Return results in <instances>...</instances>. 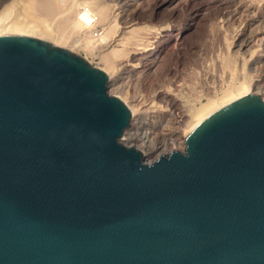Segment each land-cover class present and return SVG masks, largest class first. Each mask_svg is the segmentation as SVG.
I'll return each mask as SVG.
<instances>
[{"label": "water", "instance_id": "obj_1", "mask_svg": "<svg viewBox=\"0 0 264 264\" xmlns=\"http://www.w3.org/2000/svg\"><path fill=\"white\" fill-rule=\"evenodd\" d=\"M108 81L67 48L0 35V264H264V98L146 162Z\"/></svg>", "mask_w": 264, "mask_h": 264}, {"label": "rangeland", "instance_id": "obj_2", "mask_svg": "<svg viewBox=\"0 0 264 264\" xmlns=\"http://www.w3.org/2000/svg\"><path fill=\"white\" fill-rule=\"evenodd\" d=\"M11 1L12 0H5L0 6V10L4 7V5L9 4ZM109 1L110 0H103V2L109 5V8L111 7L112 11H110L113 23L118 27V29H116L117 27H115V33L111 37L110 41H98L92 49L87 46V43L84 40L75 42V39L78 38L79 34L76 32L73 33L65 26L63 27V31L65 30L67 41L61 42L62 44H60V42L54 43L55 41L50 38L46 39L45 37L37 36L36 38H40L52 44L67 48L84 57L93 65L102 68L103 70H105V72H107L108 75L110 74L109 76L118 78V80L122 79L120 82L116 80V82H112L113 84L108 83V91L112 95H121L120 97L123 96L125 100L123 98L122 99L124 101L127 100L126 103H136V105L138 104L137 107L139 108V110H137L136 112V117L144 116L147 118V124L144 125L145 127H150V125L162 123V120L165 118L166 114L170 112L168 111V109L170 108L169 96L173 98L176 96L175 98L177 99V101L181 102V104L179 103V110L186 111L188 110V108L195 109L196 107L200 106L201 103H205L209 97L219 95L223 91L222 88L226 89V87L231 85L233 81L240 82L239 80L242 77V79H251L254 77V79H251L252 82H255L256 79H261L264 81V70L262 72V69H264V56L260 55V53L264 54V45L261 44L262 40H260V46L262 45V48L259 46V38L263 39L264 37V0ZM124 1H129V3L125 5L123 4L125 3ZM71 3L72 0H61V5H64L61 8V11H66ZM252 7H254V9ZM235 8H240V12L239 9H237L238 11L235 12V14L233 11L231 13L227 11ZM256 8H258V11ZM260 8L261 10H259ZM248 12H251L250 15ZM228 14L230 15V17ZM52 20H54V18H52ZM58 21L53 22L55 23V26L58 25ZM260 29L261 31L263 29V31L260 32ZM231 30H235L237 34L235 32H231ZM226 31L230 34V36ZM247 31H249L250 33L252 31L253 33L249 34V32ZM134 32L137 36L132 35ZM254 32L257 33L255 34ZM258 32H260L262 36H259L260 33ZM221 33L224 34L222 35ZM225 33L228 34L229 40L227 38L228 36L225 35ZM245 34L249 36L252 35L253 37L251 38H255L254 40L256 41H253L255 43L258 42L256 44H258V46L260 47L259 48L257 45H253L255 43L252 42L253 49L251 50H253L254 53H252L251 51V56H248V53H244V50H242L243 48L237 51L238 43H236L235 45V41L239 42L238 39ZM223 36H225L226 38L224 37L223 39ZM257 36H259V38ZM233 38L235 41L233 40ZM225 40L228 41L226 42ZM141 44H144L143 47ZM235 48L237 52H231L233 50L235 51ZM114 49H118L119 52L113 53ZM158 49H163V53H160V63L158 62L157 64L160 65H156V71L150 72L152 71H149L150 60L152 58L150 57L149 60L145 59L147 62L145 60L143 61L144 55L154 56V53L156 54V51H158ZM255 50H258L257 53L255 52ZM239 52L240 54H243H241V56H237L240 55L237 54ZM223 54L225 56H223ZM255 55L256 57H254ZM225 61L229 63L224 64ZM258 61L260 64L258 63ZM261 61L263 66H261ZM254 65H256V67L257 65L260 66L257 67V70H253L252 66ZM245 74L247 77L245 76ZM167 87L169 88V90L166 89ZM263 92L264 90L259 92V95L261 97L264 96ZM179 118H181V121L183 122H174V130H180L184 128L186 125L185 123H187V120L189 121L190 119V117L188 116H185L184 118L183 116H181ZM173 127L168 125L167 128L169 130H172ZM127 134H125L124 132L122 136L123 140L121 141H124L123 143L125 144L126 140V145L132 144V146L137 147L144 154L143 148L139 147L138 143L130 139L129 133ZM179 137L182 140V136L179 135ZM159 138L160 136H158L155 140ZM182 142H176L173 148L169 145L167 150H165V152L163 153H169L174 149L184 150L185 144L183 145ZM145 161L149 162V159H145Z\"/></svg>", "mask_w": 264, "mask_h": 264}, {"label": "bare ground", "instance_id": "obj_3", "mask_svg": "<svg viewBox=\"0 0 264 264\" xmlns=\"http://www.w3.org/2000/svg\"><path fill=\"white\" fill-rule=\"evenodd\" d=\"M5 0H0V6L3 4ZM9 1V0H8ZM111 1V0H110ZM109 1V2H110ZM131 1V0H130ZM257 1V0H256ZM123 2V0H122ZM125 5L129 3V1H124ZM248 2V1H247ZM252 2V1H251ZM262 2V1H261ZM259 2V3H261ZM9 3V2H8ZM116 4V3H115ZM215 4V3H214ZM250 4V3H249ZM210 5V4H209ZM264 5V4H263ZM262 5V6H263ZM64 5H61V0H12L9 4L4 5L3 8L0 10V35L3 34H20V35H28V36H34V37H45L46 39L50 38L53 41L65 42L67 41L65 30L63 31V27H67L69 30H71L73 33L76 32L79 34L78 38L75 39V42H79L80 40H84L87 43V46L89 48H92L95 46V44L99 42H107L110 41L111 37L115 33V27H117L113 23L112 15H111V7L109 8V5L107 3L103 2V0H72L71 5L67 8L66 11H61V8ZM120 6V5H119ZM145 6V5H144ZM155 6V5H154ZM129 7V6H128ZM207 7V6H206ZM225 7V6H224ZM244 7V6H243ZM247 7V6H246ZM147 8V7H146ZM228 8V7H227ZM254 9V7H252ZM262 8V7H261ZM261 8L259 10H261ZM126 9V8H125ZM217 9V8H216ZM240 8H235L231 10H227L228 12H237ZM258 11V8H256ZM76 10V11H75ZM111 10V11H110ZM219 10V9H218ZM244 10V9H243ZM246 10V9H245ZM197 11V10H196ZM216 11V10H215ZM222 11V10H221ZM249 11V10H248ZM252 11V10H251ZM245 12V11H244ZM254 12V11H253ZM126 13V12H125ZM243 13V12H242ZM241 13V14H242ZM247 13V12H246ZM249 13V12H248ZM251 13V12H250ZM249 13V15H250ZM122 14V13H121ZM128 14V13H127ZM125 14V15H127ZM139 14V13H138ZM137 14V15H138ZM223 14V13H222ZM221 14V15H222ZM202 15V14H201ZM220 15V16H221ZM229 15V14H228ZM247 15V14H246ZM258 15V14H257ZM155 16V15H154ZM224 16V15H223ZM256 16V15H255ZM159 17V16H158ZM230 17V15H229ZM238 17V16H237ZM241 17V16H240ZM247 17V16H246ZM262 17V16H261ZM54 18V20H52ZM245 18V17H244ZM255 18V17H254ZM261 19V18H259ZM52 20V21H51ZM59 20V21H58ZM228 20V19H227ZM54 21H58V25L55 26L53 23ZM264 21V20H263ZM191 22V21H190ZM226 22V21H225ZM251 22V21H250ZM257 22V18H256ZM260 22V21H259ZM125 23V22H124ZM262 23V22H261ZM117 24V23H116ZM121 24V23H120ZM136 25V24H135ZM236 25V24H235ZM234 25V26H235ZM258 25V24H257ZM119 26V25H118ZM237 26V25H236ZM166 27V26H163ZM191 27V26H190ZM256 27V26H255ZM254 27V28H255ZM120 28V27H119ZM226 28V27H225ZM229 28V27H228ZM227 28V31H228ZM231 28V27H230ZM235 28V27H234ZM118 29V27L116 28ZM224 29V28H223ZM252 29V28H251ZM259 29V28H258ZM238 30V29H237ZM243 30V29H242ZM245 30V29H244ZM154 31V30H153ZM196 31V30H195ZM226 31V32H227ZM241 31V30H240ZM246 31V30H245ZM258 31V30H256ZM260 32L261 29L259 30ZM117 32V31H116ZM184 32V31H183ZM223 32V30H222ZM230 32V29H229ZM231 32H235V30H231ZM242 32V31H241ZM249 32V31H247ZM258 32V33H260ZM152 33V32H151ZM154 33V32H153ZM188 33V32H187ZM228 33V32H227ZM236 33V32H235ZM251 33H253L251 31ZM249 32V34H251ZM255 33V32H254ZM257 33V32H256ZM255 33V34H256ZM181 34V33H180ZM222 34V33H221ZM224 34V33H223ZM222 34V35H223ZM229 34V33H228ZM228 34L225 33V35L228 36ZM237 34V33H236ZM135 35V32L132 34ZM156 35V34H154ZM220 35V34H219ZM233 35V34H232ZM231 35V37H232ZM239 35V32H238ZM242 35L238 40L237 51L238 50H244V53H248V56L253 52L252 48V42L256 41L252 39V35ZM259 35V34H257ZM184 36V35H183ZM186 36V35H185ZM230 36V34H229ZM229 36L227 37L229 40ZM236 36V35H235ZM249 36V37H248ZM259 36H262L261 33ZM259 36H257L259 38ZM146 37V36H145ZM221 37V36H220ZM225 36L222 38L224 39ZM230 37V38H231ZM256 37V35H255ZM128 38V37H127ZM226 38V37H225ZM184 39V38H183ZM222 40V39H221ZM228 40H225L226 42ZM254 40V41H253ZM260 40H262V43L264 45V37L259 38V46H260ZM147 41V40H146ZM151 41V40H150ZM258 41V40H257ZM124 42V41H123ZM142 42V41H141ZM143 43V42H142ZM255 43V42H254ZM258 43V42H256ZM253 44L257 45L258 44ZM152 44V43H151ZM233 44V41H232ZM245 44V45H244ZM140 45V44H139ZM142 47L144 44H141ZM146 45V44H145ZM165 45V44H164ZM117 46V45H116ZM138 46V45H137ZM258 46V47H259ZM262 46V45H261ZM260 46V47H261ZM126 47V46H125ZM146 47V46H145ZM144 47V48H145ZM152 47V46H151ZM166 47V46H165ZM225 47V46H224ZM223 47V48H224ZM235 47V46H233ZM254 47V46H253ZM257 47V48H258ZM259 47V48H260ZM264 47V46H263ZM147 48V47H146ZM162 48V47H161ZM168 48V47H167ZM166 48V49H167ZM232 48V47H231ZM230 48V49H231ZM245 48V49H244ZM256 48V47H255ZM262 48V47H261ZM119 49V48H118ZM114 49L113 53H118L119 50ZM157 49V48H156ZM165 49V48H164ZM229 49V48H228ZM225 50V49H224ZM264 50V48H263ZM134 51V50H133ZM141 51V50H140ZM151 51V50H150ZM163 49H158L156 51L157 53H154V56H145L143 58V61L145 59H148L151 57L150 60V72L156 71V65L159 62L160 53ZM236 48L235 51L231 52H237ZM252 51V53H251ZM258 51V50H257ZM255 50V52L257 53ZM260 51V50H259ZM222 52V51H221ZM262 52V51H261ZM260 53V52H259ZM258 53V54H259ZM145 54V53H144ZM231 54V53H230ZM236 54V53H235ZM237 54H240L237 53ZM243 54V53H241ZM237 55V56H241ZM106 55V54H105ZM131 55V54H130ZM143 55V54H142ZM162 55V54H161ZM250 55V56H251ZM260 55L264 56L263 53H260ZM259 55V56H260ZM163 56V55H162ZM222 56V55H221ZM223 56H225L223 54ZM227 56V54H226ZM132 57V56H131ZM130 57V58H131ZM134 57V56H133ZM137 57V56H136ZM165 57V56H164ZM256 57V55L254 56ZM135 58V57H134ZM141 58V57H140ZM139 58V59H140ZM244 58V57H243ZM242 58V59H243ZM247 58V57H246ZM249 58V57H248ZM258 58V56H257ZM142 59V58H141ZM223 59V58H222ZM253 59V57H252ZM260 59V58H259ZM262 59V58H261ZM264 59V57H263ZM129 60V59H128ZM134 60V59H133ZM132 60V61H133ZM136 60V59H135ZM138 60V59H137ZM244 60V59H243ZM249 60V59H248ZM257 60V59H255ZM130 61V60H129ZM146 61V60H145ZM245 61V60H244ZM142 62V61H141ZM147 62V61H146ZM160 63V62H159ZM229 62L225 61L224 64H227ZM232 63V62H231ZM235 63V62H234ZM256 63V62H255ZM259 63V61H258ZM264 63V62H263ZM137 64V63H136ZM141 64V63H140ZM149 64V63H147ZM245 64V63H244ZM260 64V63H259ZM262 64V61H261ZM132 65V64H131ZM144 65V62H143ZM160 65V64H159ZM157 65V66H159ZM119 66V65H118ZM260 65H257V67ZM263 66V64L261 65ZM148 67V66H146ZM161 67V66H160ZM201 67V66H200ZM226 67V66H225ZM224 67V68H225ZM251 67V66H250ZM253 70H257L256 65L252 66ZM251 67V68H252ZM264 67V66H263ZM141 68V67H140ZM260 69V68H259ZM264 69H262L263 72ZM203 71V70H202ZM259 71V70H258ZM198 72V71H197ZM254 72V71H253ZM252 72V73H253ZM109 73V72H108ZM256 73V72H254ZM264 73V72H263ZM257 74V73H256ZM110 75V74H109ZM253 75V74H252ZM255 75V74H254ZM262 75V74H261ZM246 76V74H245ZM257 76V75H256ZM260 76V75H259ZM119 77V76H118ZM247 77V76H246ZM263 77V76H262ZM185 78V77H184ZM241 78V77H240ZM243 78V77H242ZM241 78V79H242ZM257 78V77H256ZM255 78V79H256ZM260 78V77H259ZM200 79V78H199ZM238 81H233L231 85L226 87V89L222 88V92L219 95H214L212 97H209L208 100L205 103H201L200 106L196 107L195 109H189L186 111L179 110V103L177 99L174 97L167 98L169 99V105L170 108L168 111H170L168 114H166L165 118L162 120L161 124H153L150 125V127H145L144 125L147 124V118L144 116L136 117V112L139 110L136 103L130 104L127 103L131 113V123L130 125L125 129V134L129 133L130 139L138 143L139 147H142L144 150V157L146 160L149 159V162L151 160H155L158 158L161 154H165V150H167L168 146L170 145L172 148L176 142L185 144V138L186 136L193 130V128L199 124L204 118H206L208 115L213 113L214 111L218 110L222 106L230 103L232 100H234L237 97H240L246 93L250 94H260L262 90H264V81L261 79H256L255 82H252L251 79H242ZM121 81L118 80V78H113V76H109L108 83L111 84L113 81L116 82ZM184 81V80H183ZM254 81V80H253ZM123 83V82H122ZM196 83V82H195ZM113 84V83H112ZM116 84V83H115ZM167 84V83H166ZM229 84V83H228ZM116 86V85H115ZM110 89V87H109ZM165 89V88H164ZM166 89L169 90L167 87ZM172 90V89H170ZM174 91V90H173ZM167 93V92H165ZM164 93V94H165ZM176 93V92H175ZM264 93V92H263ZM124 94V93H123ZM122 94V95H123ZM170 94V93H169ZM174 95V94H173ZM172 95V96H173ZM121 96V95H120ZM125 96V95H124ZM182 96V95H181ZM183 97V96H182ZM185 97V96H184ZM264 97V96H263ZM123 98V96L121 97ZM124 99V98H123ZM125 100V99H124ZM129 101V100H128ZM133 101V100H132ZM180 101V100H179ZM127 102V100L125 101ZM185 105V104H184ZM182 106V105H181ZM143 107V106H142ZM151 107V106H150ZM193 107V106H192ZM141 108V107H140ZM156 108V107H155ZM164 109V108H163ZM162 109V110H163ZM182 109V108H181ZM141 110V109H140ZM160 110V109H159ZM161 112V111H160ZM142 115V114H141ZM163 116V117H164ZM183 116V118L186 116L190 117L189 121L187 120V123H185V127L180 130H174V122H179L182 119L179 118ZM157 119V118H156ZM188 119V118H187ZM176 120V121H175ZM156 121V120H155ZM183 122V121H181ZM149 123V122H148ZM157 123V122H156ZM180 123V122H179ZM168 125L172 126L173 129L169 130L167 127ZM181 125V124H180ZM167 126V127H165ZM176 126V125H175ZM128 135V134H127ZM180 136H182V140L180 139ZM158 136H160L159 139L155 140ZM123 140V138L121 139ZM124 142V141H123ZM127 143V141L125 140ZM125 143V144H126ZM132 145V144H130Z\"/></svg>", "mask_w": 264, "mask_h": 264}, {"label": "built area", "instance_id": "obj_4", "mask_svg": "<svg viewBox=\"0 0 264 264\" xmlns=\"http://www.w3.org/2000/svg\"><path fill=\"white\" fill-rule=\"evenodd\" d=\"M150 162H152V161H150Z\"/></svg>", "mask_w": 264, "mask_h": 264}]
</instances>
